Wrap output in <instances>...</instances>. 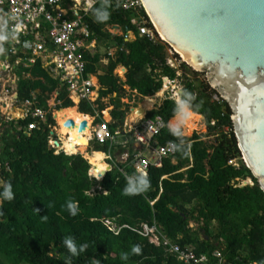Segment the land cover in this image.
I'll return each instance as SVG.
<instances>
[{
    "label": "trees",
    "instance_id": "obj_1",
    "mask_svg": "<svg viewBox=\"0 0 264 264\" xmlns=\"http://www.w3.org/2000/svg\"><path fill=\"white\" fill-rule=\"evenodd\" d=\"M115 5L116 0H112V7L108 8L110 18L106 22H96L93 14L102 2L84 18L91 32L90 40H96L98 48L96 53L85 52L87 73L97 75L102 71L98 75L99 111L107 108L103 99L109 98L113 106L109 128L115 135L124 127L131 108L122 101L128 92L125 87L146 97L159 93L164 79L174 82L180 78L181 98H185L183 90L195 95L196 100L190 102L194 111L196 105L203 102L197 110L191 134L187 127L184 129L185 142L192 139L191 154L184 157L176 151L174 157L163 158L161 167L151 165L148 169L151 188L141 195L125 196L127 178L137 173L132 164L136 154L132 133L124 134L126 140L121 145L97 142L95 151L83 147L78 151L65 149L73 155L64 151L55 154L49 146V128L42 127L27 134L25 129L32 122L31 118L8 122L9 127L0 135V213H3L0 215V264H69V261L70 264H93L94 261L99 264H181L165 247L151 244L130 229L114 235L102 223L103 218H116L120 224L132 227L156 225L166 238L181 247H191L198 255L219 250L234 264H264V193L258 187L239 188L236 183L237 180L239 184L250 186L251 179L256 185L241 160L227 103L206 80L187 77L184 71L178 75L179 69L192 75L196 71L181 62L176 53L174 58L180 61L178 68L171 67L168 64L171 47L159 39L157 33L156 38L141 35L139 25L133 23L136 18L145 17L147 26L154 30L144 9L124 10L121 0L120 7ZM115 26H119L121 35L111 32ZM130 31L136 39L127 42ZM7 34L9 40L3 46L11 68L15 66L12 71L19 77L17 103L35 99L36 106L48 109V100L60 87V81L42 68L40 60L34 67H26L24 63L15 65L17 58L25 60L31 54H23L21 50L13 54L11 32ZM112 49H116L114 54L110 53ZM104 59L108 60L106 66L102 65ZM119 66L127 69L125 81L114 75ZM29 74L41 77H29ZM59 99L62 101L59 109L74 106L65 91ZM176 109L175 100L167 98L160 107L148 112L147 116L160 115L167 122L155 137L154 147L169 142L178 147L180 141L184 148L181 138L168 129L170 120V124L176 122ZM80 112L93 115L91 103H81ZM200 116L204 118L207 135L191 137L202 123ZM48 122L56 125L52 114ZM0 123L6 122L0 120ZM208 137L211 142L204 140ZM116 148L129 152L127 161L120 163L107 158L112 170L100 180L91 175L94 165L85 160V155L89 153L97 162L94 166L97 175L107 169L101 152L109 157ZM188 161L190 165L183 171ZM233 161L242 165L240 170L228 168ZM5 183L12 186L14 199L11 201L3 199ZM69 200L78 202L75 216L67 209ZM191 225L195 226L194 230ZM198 231L203 234L199 235ZM66 237L74 240L78 250L85 244L87 249L72 256L64 244ZM134 245H140L141 254L132 253ZM124 253L128 254L127 259L121 258Z\"/></svg>",
    "mask_w": 264,
    "mask_h": 264
},
{
    "label": "built area",
    "instance_id": "obj_2",
    "mask_svg": "<svg viewBox=\"0 0 264 264\" xmlns=\"http://www.w3.org/2000/svg\"><path fill=\"white\" fill-rule=\"evenodd\" d=\"M121 1L124 10L136 12L145 10L142 0ZM99 2L102 0H79V3L77 0H0V16L8 19V30L11 32L19 26L17 38L11 37L10 40L13 54H18L20 50L23 54H31V57L25 60L17 58L15 65L24 63L26 67H34L40 60L42 68L53 79L60 81L59 91H65L76 105L82 102H95L97 98L96 83L93 75L87 73L84 58L85 52L91 47L89 43L91 33L84 18ZM133 23L139 25L141 35L156 38L155 27L154 30L148 27L145 17L136 18ZM170 55L168 64L176 68L174 53L170 51ZM213 99L218 101L216 97ZM48 104V109L36 106L35 99H27L18 104L20 114L17 120L32 119L25 129L27 134L42 127L49 128L52 133L55 132L56 125L48 122V116L52 114L57 121L53 109L60 105L61 101L57 96L54 102L48 101ZM99 118V122L95 123L94 118L90 125L92 140L101 144L108 142L112 145L120 133L112 134L109 121L104 117ZM166 126L167 122L162 116L150 117L147 114L127 126V132L133 135V142L141 147L132 161L137 172L143 169L148 173L151 165L161 167L164 157L175 156L176 151L171 148L175 143L153 146L155 137ZM54 137L55 134L50 136L49 146L55 150V154L61 151L69 154L62 146H57L58 138ZM143 149L150 150L155 156L149 158ZM101 221L114 235H119L123 229H130L142 238L148 239L151 244L165 247L181 264H234L225 260L220 251L198 255L191 247H181L166 238L156 225L142 224L132 227L128 224H120L116 218H103Z\"/></svg>",
    "mask_w": 264,
    "mask_h": 264
},
{
    "label": "water",
    "instance_id": "obj_3",
    "mask_svg": "<svg viewBox=\"0 0 264 264\" xmlns=\"http://www.w3.org/2000/svg\"><path fill=\"white\" fill-rule=\"evenodd\" d=\"M142 3L162 40L177 55L182 53L189 59L182 62L194 71L208 70L212 89L218 91L231 110L241 159L256 181V185L249 179L250 186H238L258 187L264 193V0H142ZM181 94L180 90V97ZM140 110L146 114L144 108ZM74 125L73 119L65 122L67 128ZM86 127L87 121H82L79 131ZM123 133L124 127L120 129V134ZM57 146H62L61 141L57 140ZM95 170L91 166L90 174L98 179ZM111 170L112 166L107 165L100 172L101 179Z\"/></svg>",
    "mask_w": 264,
    "mask_h": 264
},
{
    "label": "rangeland",
    "instance_id": "obj_4",
    "mask_svg": "<svg viewBox=\"0 0 264 264\" xmlns=\"http://www.w3.org/2000/svg\"><path fill=\"white\" fill-rule=\"evenodd\" d=\"M151 23H152V21H151ZM111 32H113L115 34H119V35L122 34V31L120 29L115 30L113 28L111 30ZM131 32L132 31H130L129 34H128V38L130 40L135 39V36L133 37ZM157 34H158V32H157ZM158 37H159V39L162 40V38L160 37L159 34H158ZM18 49H20V48H18ZM170 51H172V53L175 54L174 49H172V48L169 49V54H170ZM101 52H104V49H101ZM170 56L171 55H169V57ZM178 57L180 58L179 55H178ZM6 59H7V55H6V52H5V54L3 56H0V98H2L4 100L6 99L5 102L8 104V107L6 109H4L5 110V121L10 122V121H13V120L17 121V117L20 114V107H18L19 105L17 103V96H16L17 83H18L19 77H17L16 74L10 69L11 64L8 63V62H4V61H6ZM180 61L182 62L181 58H180ZM180 61L174 60L176 69L178 68V65H179ZM104 65H105V63H104ZM183 71H184L185 75H187V77L197 78V79L204 80V81L206 80V83L212 89V86H211L209 78H208V70L196 71V74L192 75L189 72L185 71L184 69H179L178 70V75H181L183 73ZM114 74H118L122 78H124L126 73H125L124 69H121V67H118V68H116V70H114ZM28 76L29 77H33V78H40L41 77L39 74H36L35 76H32V74H29ZM182 85H183L182 84V79H180V78L176 79L174 82L164 81L163 89L159 93H157L155 95H149V96H146V97H143V98L142 97L140 98L137 94H134V93L130 92L129 90H127L128 92H127V94H126V96H125L123 101L125 103H128L131 106L130 109L134 108L135 111H133V113L129 111L125 124L127 123V121H131L132 119H134L136 117L137 118L143 117L145 115V112H140L141 108H144L148 112V111H151L153 109H156L167 98L175 99V101H176V98L179 95V91L182 89ZM212 90H214L219 95L217 90H215L214 88ZM56 95H58L57 91H55L51 95L52 102H53L54 97ZM104 102L107 105L109 103L108 99H106ZM147 103H150V104L152 103L150 105L151 107L147 106ZM77 107L78 106L75 104L74 108L76 110H77ZM74 108H69V109H74ZM65 110H68V109H65ZM108 110H110V109L108 108ZM108 110L107 109L105 110V112H106L105 113V118L107 120H109ZM55 113H56V111L53 113V115ZM8 122L4 123V125H0V131H3L5 128H7V126L9 127V125L7 124ZM62 122H64V119H63V115L60 114V115L57 116L55 133H56L57 138L58 139L60 138L62 140V142H63L64 140H67L69 138L60 129V124ZM170 122H171V120L169 121L168 125H170ZM198 126L199 127L196 130L193 131L191 137H193L194 134L197 135V136H205V135H207V130L205 128V124H204L203 120H202V123L200 125H198ZM210 138L211 137H208L207 139H204V140L211 142ZM191 140L192 139H190V141H187L186 144H190ZM96 143H97L96 141L94 142V140H92V142L90 143V146H87L85 148L89 149L90 151H94L97 148V144ZM178 147L181 148L180 141H178ZM65 148L67 149V147H65ZM80 148H83V147H78V148L74 149V151H78ZM181 149H183V148H181ZM67 150H69V149H67ZM143 150L148 155V157L152 156V152L150 150H146V149H143ZM105 156H107L106 153H105ZM85 159L89 160L90 163L92 165H94V166L97 164V162L95 160H92L88 154L85 155ZM106 161H108V160H105V162ZM189 165H190V161L187 162V164L184 167L183 171H185L186 167H188ZM94 166H92V168H95ZM235 166L242 167V165L240 163H238L237 161H233L232 163L229 164L228 168L229 169H234ZM236 183L239 185L237 180H236ZM240 185H242V184H240ZM202 225H203V223H202ZM190 228L194 230L195 226L191 225ZM212 228L214 229V226H212L211 229ZM203 229L204 230L206 229L204 225H203Z\"/></svg>",
    "mask_w": 264,
    "mask_h": 264
},
{
    "label": "clouds",
    "instance_id": "obj_5",
    "mask_svg": "<svg viewBox=\"0 0 264 264\" xmlns=\"http://www.w3.org/2000/svg\"><path fill=\"white\" fill-rule=\"evenodd\" d=\"M77 3H79V0H77ZM115 6L117 8L120 7V0H116ZM110 7H112V0H102V6L98 9H94L93 12L96 22H106L107 20H109L110 12L108 11V8ZM12 19H15V17H12ZM8 32H9L8 19H6L4 16H0V56H3L6 52L3 45L5 42L9 40V35L7 34ZM18 34H19V26H17V29L11 31V36L14 38H17ZM183 92L185 98L182 99L179 95L176 98V105H177L176 122L168 125V129L174 136L181 138V144L184 145L183 149L173 146L171 147L172 150L180 152L184 157H188L191 154V144H186L185 142L184 129L196 117L197 110L201 107L203 102H201V104H197L196 105L197 110L194 111L192 109L190 102L196 100L195 95H193L190 91L187 90H183ZM169 145H173V142H169ZM97 177L98 180L101 179L102 174L97 173ZM3 187H4V191L2 193L3 199L8 201L13 200L14 194L12 191L11 184L5 183ZM150 188H151V182L148 173L145 170L141 169L135 175L127 178V184L123 190V194L125 196L141 195L147 192ZM67 209L71 215L75 216L78 212V202L69 200L67 202ZM2 214L3 213H0V215ZM43 219H47V217H44ZM64 244L69 250V252L72 254V256H77L79 255L80 252H83L87 249V245L85 244L81 246L78 250L77 245L74 243V240L71 237H66L64 239ZM132 253L137 255L141 254L142 249L140 245H134L132 247ZM121 258L127 259L128 254L126 253L122 254ZM93 264H99V261H94Z\"/></svg>",
    "mask_w": 264,
    "mask_h": 264
},
{
    "label": "crops",
    "instance_id": "obj_6",
    "mask_svg": "<svg viewBox=\"0 0 264 264\" xmlns=\"http://www.w3.org/2000/svg\"><path fill=\"white\" fill-rule=\"evenodd\" d=\"M89 14V13H88ZM87 14V15H88ZM85 21V20H84ZM86 23V22H85ZM88 26V25H87ZM88 28H89V26H88ZM90 30V29H89ZM91 33V32H90ZM132 33V36L134 37L135 35H134V33L133 32H131ZM91 37V36H90ZM128 39V41H134L135 39H136V37H135V39H132V40H130L129 38H127ZM127 41V42H128ZM89 43H91V47H90V49H88L87 51L88 52H91V53H96L97 51H98V48H97V42H96V40H90L89 39ZM113 51V52H112ZM115 51H116V49H112V50H110V53L111 54H114L115 53ZM4 62H8V63H10L9 62V57L7 56V59H6V61H4ZM104 63H105V65H104ZM11 64V63H10ZM108 64V60L107 59H104L103 61H102V65L103 66H106ZM15 66H13V68H14ZM119 67H121V69H124L125 67H122V66H119ZM13 68H11V70L13 69ZM116 70V69H115ZM125 73H127V71H125ZM99 74H102V71H100L97 75H93V79H94V82L96 83V94H97V98H96V101L95 102H90L91 103V106H92V108H93V111H94V113H93V115H90L91 117H92V121L94 120V118H95V123L98 121V119H100L99 117H104V119H106L105 118V110L107 109L108 110V108L110 109V110H108V115H109V120H107V121H109V124L112 122V115H111V111H112V109H113V106L110 104V100H109V98H104L103 99V102L106 100V99H108V101H109V103H108V105H107V108L104 110V111H102V112H100L99 111V109H98V104H97V100L99 99V90H100V84H99V78H98V75ZM114 75H116V76H118L120 79L122 78L120 75H118V74H114ZM18 77V76H17ZM125 77H126V74H125V76H124V78H122L121 80L122 81H125ZM124 79V80H123ZM164 81H165V79H164ZM126 88V90H129V87H125ZM57 92H58V95H56L55 97H54V100L57 98V96H58V99H59V97L61 96V93L62 92H60L59 91V89H57L56 90ZM130 91V90H129ZM17 92V91H16ZM134 94H137V93H134ZM3 95V94H2ZM68 95V94H67ZM138 95V94H137ZM139 96V95H138ZM140 97V96H139ZM18 98V97H17ZM141 98V97H140ZM143 98V97H142ZM6 100V99H5ZM5 100L4 99H2V98H0V113H1V115H2V120L4 121V122H8V121H5V110L4 109H6L7 107H8V104L5 102ZM54 100H53V102H54ZM60 100V99H59ZM124 100V99H123ZM122 100V101H123ZM48 101H51L52 102V100H51V96H50V98H49V100ZM61 101V100H60ZM74 103V102H73ZM83 103V102H82ZM105 103V102H104ZM123 103H125L124 101H123ZM163 103V102H162ZM61 104H62V101H61ZM61 104L60 105H58L55 109H53V111L55 112L56 111V113L57 112H59V111H66L65 109H59V107L61 106ZM128 104V103H127ZM81 105V104H80ZM80 105H77L78 107H77V111L79 112V113H81L80 112ZM162 105V104H161ZM160 105V106H161ZM74 106H75V103H74ZM73 106V107H74ZM160 106H158V107H160ZM48 107H49V104H48ZM73 107H71V108H73ZM157 107V108H158ZM67 109H69V108H67ZM132 109H134V108H132ZM132 109H130V112H132L133 113V110ZM135 111V110H134ZM149 112V111H148ZM148 112L146 111V114H148ZM82 114V113H81ZM145 114V115H146ZM83 115H85V114H83ZM54 117H55V114H54ZM1 120V121H2ZM138 120V118L136 117V118H134V119H132L131 121H127V123L126 124H124V132L125 133H128L127 131H128V128H127V126L128 125H130V124H132V123H134V122H136ZM126 122V121H125ZM0 125H2V123H0ZM122 128V127H121ZM120 128V129H121ZM5 130V129H4ZM4 130L3 131H0V133L2 134L3 132H4ZM119 133H120V130L118 131ZM125 133H123V134H120L121 135V137H120V135L119 136H117L116 137V140H115V142L112 144V145H121V143H122V141H125L126 140V138L124 137V134ZM0 134V135H1ZM55 134V137L54 138H57V136H56V133L55 132H50V136L51 135H54ZM66 138V137H65ZM59 141H61L62 142V140L59 138L58 139ZM92 142V137L90 136V140H89V145L88 146H90V143ZM95 142V141H94ZM134 143V142H133ZM62 144H63V142H62ZM87 147V146H86ZM124 147H125V145H124ZM134 148L136 149V152L135 153H137L138 151H140L141 150V147L140 146H138L136 143H134ZM95 151V150H94ZM102 154H104V158L105 159H103V162L106 164V165H109L108 163H107V161L105 162V160H107V158H109V159H114L116 162H120V163H124V162H126L127 161V159H128V157H129V152L127 151V150H122V149H120V148H116V150L111 154V155H109V157H107V156H105V153L104 152H101ZM76 154H81V153H76ZM68 155H73V154H68ZM82 155V154H81ZM88 155L90 156V154L88 153ZM145 155L146 156H148L146 153H145ZM83 156V155H82ZM155 155L152 153V156L151 157H149V158H151L152 159V157H154ZM84 157V156H83ZM85 158V157H84ZM90 158L92 159V160H94L91 156H90ZM86 160V159H85ZM90 162V161H89ZM206 238H207V236H206ZM208 239V238H207ZM211 242H213L212 241V239H209ZM216 251H219V250H216ZM215 251V252H216ZM215 252H213V253H215ZM221 252V251H220ZM213 253H211V254H213ZM222 254V253H221ZM223 257H224V255H223ZM224 259L226 260V258L224 257Z\"/></svg>",
    "mask_w": 264,
    "mask_h": 264
},
{
    "label": "bare ground",
    "instance_id": "obj_7",
    "mask_svg": "<svg viewBox=\"0 0 264 264\" xmlns=\"http://www.w3.org/2000/svg\"><path fill=\"white\" fill-rule=\"evenodd\" d=\"M158 32H159V30H158ZM159 34L162 37L160 32H159ZM178 54L181 56L182 60L189 62V59L185 55H183L182 53H178ZM147 104H150V103H147ZM68 110H66V111H68ZM66 111H59V112L55 113L56 118L60 114L63 115L64 122H62L60 124V129L69 138V139L63 141L62 147L64 146L63 147L64 149H66L65 147H67V149L74 150L78 147L88 146L90 136H91L90 125L92 122V117L90 115H83V114L79 113L76 109H73L70 112H66ZM140 112H143V111L140 110ZM69 119H73L75 121V125L73 127L67 128V127H65V122ZM82 121H87V127L84 131L80 132L79 131V125L82 123ZM196 121H197V119L195 117L193 119V121H191L190 124L187 126L190 134H191V130L193 129V124Z\"/></svg>",
    "mask_w": 264,
    "mask_h": 264
}]
</instances>
